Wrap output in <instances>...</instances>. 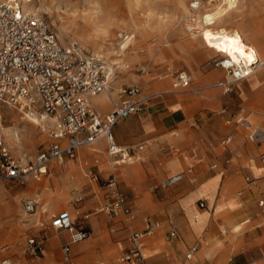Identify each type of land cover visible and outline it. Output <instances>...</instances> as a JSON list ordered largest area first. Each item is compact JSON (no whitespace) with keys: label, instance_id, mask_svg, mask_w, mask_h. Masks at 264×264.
<instances>
[{"label":"crops","instance_id":"1","mask_svg":"<svg viewBox=\"0 0 264 264\" xmlns=\"http://www.w3.org/2000/svg\"><path fill=\"white\" fill-rule=\"evenodd\" d=\"M180 44L168 57L167 53H155L150 72L121 83L118 80L107 88L106 95L101 93L91 100L92 109L104 118L115 103L125 99L127 88L122 89V83L141 86V96L146 99L143 110L113 128L116 143L130 149V162L112 167L108 143L101 139L80 147L74 159L53 161L39 179L9 180L25 186L11 201L5 198L10 190L0 183L4 200V205L0 204V264L7 258L11 264H75L90 250L105 246L114 249L113 264H134L122 258L131 248L129 238L135 231L145 233L143 253L149 264H186L195 257L190 264H256L260 260L264 255V207L259 205L264 197V139L251 140V132L237 120L243 117L253 128L264 131V71L258 70L237 83L232 94H225L213 84L224 81L227 71L222 67L206 71L200 66L205 59L219 55L204 54L202 49L195 52L185 47L186 42ZM185 54L193 57L192 66L183 59ZM181 60L187 68L181 71L193 73L194 69L206 77L205 82L193 81L197 89L174 87L175 73L166 65L176 66ZM20 119L26 120L24 116ZM30 131H20L21 139L32 143L25 147L26 160L27 156L36 157L43 142L40 132ZM111 173L118 178L132 219L102 210L107 196L103 185ZM177 174H183V180L167 187L166 180ZM26 197L37 203L35 213L25 212L22 201ZM201 201H205L204 207ZM62 211L70 213L77 231L89 233L88 239L73 242L68 231L51 226ZM199 218H205V224L197 234L192 224ZM212 219H223L225 224L226 236L221 242L209 232L202 237ZM153 222L160 226L148 233ZM242 222V232L234 233L232 225ZM174 230L176 236L172 238ZM167 231L168 240L145 253L146 241L160 239ZM31 237L43 240L39 254L28 243ZM196 239L200 243H193ZM202 240L211 247L224 244L211 258L206 256ZM149 252L154 253L151 258L146 256Z\"/></svg>","mask_w":264,"mask_h":264},{"label":"built area","instance_id":"2","mask_svg":"<svg viewBox=\"0 0 264 264\" xmlns=\"http://www.w3.org/2000/svg\"><path fill=\"white\" fill-rule=\"evenodd\" d=\"M259 64L236 63L230 59L214 62L215 67L224 68L230 76L216 86L225 94H232L236 84L255 73ZM141 71L145 73V69ZM174 77L176 88L189 89L194 81L193 75L187 71H178ZM107 88L108 69L104 60L85 57L75 44L64 46L45 18L33 16L14 1H0V105L11 107L29 120H55V125L46 131L49 144L27 163L15 158L4 137L0 136V181L39 179L48 172V165L53 161L74 159L80 147L101 139L108 143V154L114 162L112 167L130 162L133 158L130 149L116 143L113 128L120 120L140 113L146 99L142 98L139 85H131L125 90V99L115 103L103 118L92 109L91 97ZM237 123L251 132V140L264 139V131L253 128L249 120L240 117ZM182 180L183 174H177L168 178L165 185L174 186ZM191 181L196 183L197 179L192 177ZM103 186L107 196L102 210L114 217L132 219V211L120 191L117 176L111 173ZM259 205L264 207V197ZM200 206L204 207V202L201 201ZM23 208L26 213H35L37 203L26 200ZM51 226L68 231L73 242L89 237L88 232L76 230L68 211L56 215ZM159 226L158 222L150 223L148 233ZM144 236L145 233L139 231L130 235L131 248L123 261L149 264L143 253ZM170 236L175 237L176 231ZM28 243L40 253L42 239L31 237ZM1 264H11V261L7 258Z\"/></svg>","mask_w":264,"mask_h":264},{"label":"rangeland","instance_id":"3","mask_svg":"<svg viewBox=\"0 0 264 264\" xmlns=\"http://www.w3.org/2000/svg\"><path fill=\"white\" fill-rule=\"evenodd\" d=\"M0 1H5V0H0ZM190 1L191 0H187V4H189ZM203 1L208 2V0H203ZM263 3L264 0H240L239 9L237 11L232 12L230 14L231 17L229 16L227 21L223 22L218 28L234 29V28L243 27L247 33H253L254 35H256V40L253 41V44L256 46L258 41H264ZM32 4L39 13L38 16L36 17L45 18L50 23L52 29L57 34L59 30L61 29L64 30L68 38H67V43L63 42L59 38L63 44L65 45L75 44L80 49H82L83 54L87 56H89L90 54L93 55V53L92 51H90L92 49H88V50L84 49L82 46V42L79 39V35L81 32L80 28L83 24H88L89 22L98 19L106 20L108 17L111 16L116 22L124 26L118 28L119 30L117 29V32L115 34V40L118 43L124 40L125 35L127 36L130 35L132 30L129 27L132 24H138L140 27H142V29L139 30L140 33L136 34V41L134 43V46L131 47V50H128L126 52L128 55H132V56L134 55V60L127 62L126 65H128V67H124L123 71L116 74L115 76L114 81L117 82L118 80H121L120 83L126 81L127 78L130 77L129 74H132L131 76L133 77L143 75L141 71L142 69H145L146 73L150 72L149 63L150 60H153L155 53L157 52L167 53V57H168L171 49L177 47L178 45H181L180 43L184 44L185 42H187L188 39L190 38L189 32L187 30L181 31V28L183 26H185L186 24H190L194 28H196L193 30V32L199 30L197 25L198 18L194 14L185 15L184 12L180 11L178 7V0H32ZM204 48H202L201 50V52L204 54L215 53L211 49L208 48L204 49ZM175 52H178V50H176ZM216 54L217 53H215V55ZM182 57L185 61L188 62L189 65L192 66L193 61L189 57L186 56H182ZM220 59H221L220 55L216 56V58L205 59L200 63V66L203 70L208 71L214 68L215 67L214 62ZM166 69L169 70L170 73H176L178 71H181V69L186 70L187 68L183 60H181V62H177L176 66L172 65L171 63L167 64ZM259 71H262V69ZM192 72L193 73L191 74H194V69H192ZM134 84L137 83L127 84L126 82H124L121 85H123L122 89H126ZM216 85H217V81L213 84V87H215ZM119 89H121V86ZM191 89H197V87H195L192 84V86H190V89L188 90ZM198 90L201 91L202 89H198ZM97 105L98 107H101L100 103H97ZM13 110L14 109H12L7 105H0V111L4 114L3 119H1L4 126L14 125V123L12 122L13 116L18 120L19 124L24 126L31 125L30 122L26 120H21L20 118L22 115H20L18 112ZM11 111H13L14 113L11 114ZM26 132L30 133L31 131L30 129L23 130V133ZM41 135L43 136L42 137L43 142L39 145L40 150L46 147L50 142L49 136L46 132H42ZM20 144L22 147L21 148L22 153H25L24 152L25 147H29L30 145H32L30 139L27 140L25 138L21 139ZM11 152L12 154H14L12 150ZM13 156L17 158L15 154ZM34 158L35 155L33 157L27 156V162L33 161ZM109 160L113 161L111 157L109 158ZM51 174L54 175V173L52 172ZM49 177L44 178L43 181H46ZM23 181L24 179L22 180V182ZM0 183L4 188L10 190V193L5 197L9 201H11L14 198V196H17V194L25 187L20 184L21 182L19 183L9 180L4 182L0 181ZM23 199L24 200L22 202H24L26 199L30 200L33 198L26 197ZM202 202H204V206H205V201ZM0 204L2 206L4 205V200H2L1 196H0ZM60 210L54 213H58ZM188 213H190V211ZM150 218L156 219L155 217H150ZM204 224H205V218H199L197 222L192 224L197 234L200 233V230L203 228ZM216 227L217 229L215 230ZM224 228H225V224L223 222V219H218V220L212 219L210 223H208V226L206 227L204 232L202 233V237H205L206 233L209 232L213 234L214 238H216L219 242H221V240L225 239L226 236L223 233ZM168 231L162 234L160 238L161 240L158 238H154L152 240L148 239L146 241L145 253H147V250H149L150 247L151 249H158L157 245L162 244V240L163 242L167 241L169 236ZM170 240H176V239H170ZM204 241L205 240L201 241L202 246H204L205 244ZM25 243H26V237H25ZM193 243L197 244L200 243V241L199 239H196ZM193 243L191 245H193ZM223 244L224 243H220L217 246H213V247L210 246V248H212L211 258L214 255V250L215 249L218 250V248H221ZM96 251H98L97 254H99L101 248L97 249ZM153 255L154 253L151 252H149V254H146V256L149 258H151ZM194 262L195 261H193V263ZM76 263L77 261L75 262V264ZM256 264H264V255L260 258V260Z\"/></svg>","mask_w":264,"mask_h":264},{"label":"bare ground","instance_id":"4","mask_svg":"<svg viewBox=\"0 0 264 264\" xmlns=\"http://www.w3.org/2000/svg\"><path fill=\"white\" fill-rule=\"evenodd\" d=\"M8 1H14L15 3L19 4L24 10L31 13L35 17L38 16L39 14L37 9L33 6L32 0H8ZM239 1L240 0H220L219 2V0H208V2H204L203 0H194V1L191 0L189 4H187V0H178V7L180 11L184 12L185 15L194 14L198 18V22H197L199 28L198 31L193 32V30L196 28H194L190 24H186L181 28V31L187 30L189 32L190 38L186 42L185 47L190 48L195 52H198L199 49L205 47L219 54L221 56L220 60L230 59V61L236 63L237 61L238 62L244 61L245 63L250 64L248 60L245 58V56L241 55L239 51H236L237 45L230 39H226V38H231L233 36H238V39L242 40L243 42L240 45V48L242 50L244 51H248L252 49L255 50V60L251 64H254L255 62H257L258 64L260 63L258 65L257 71L262 69L261 72H263L264 71V41H258L256 47L253 44V41L256 40V35H254L253 33H247L243 27L234 28V29L218 28L223 22L227 21V19L229 18L232 12L237 11L239 9ZM194 4L196 5L195 7H193ZM122 26H123L122 24L116 22L110 16L106 20L98 19L89 22L88 24H83L80 28L81 32L79 35V39L82 42V46L84 49L87 50L92 49L90 51H92L93 55L92 54H90L89 56L84 55L81 49L82 54L88 58H99L107 62L108 89H110V87H112L116 83L114 81L116 74L122 72L124 67H128V65H126L127 62L134 60V55L133 56L128 55L126 52L128 50H131V47L134 46V43L136 41V34L140 33L139 30L142 29V27H140L138 24H132L129 27L132 30L130 35L128 36L125 35L124 40L118 43L115 40V34L117 32V29ZM205 33H209L210 35H208V37L205 38ZM57 35L58 38H60L63 42L67 43L68 36L66 35L63 29L59 30ZM63 45L68 46V44L67 45L63 44ZM226 47L229 49L228 52L223 51V49ZM185 56L189 57L191 60L193 58L190 54H185ZM129 75L130 77H133L131 76L132 74ZM192 75L194 77V82L206 81V77L202 73L197 72L196 70H194V74ZM130 77H128L127 79H129ZM226 79H230V76L228 74L226 75ZM102 94L106 95V91H104ZM92 99L93 97H91V100ZM13 111H11V113H14ZM3 116L4 114L0 111V119ZM24 118L27 121L31 122L30 126H24L19 124L18 120L13 116L12 122L14 123V125L4 126V124L2 123L0 125L1 126L0 135L3 134L2 136H4L5 141L7 142L8 146L13 151L17 159H20L23 163H27L25 154L20 151L21 148L20 131H23V129L27 128L37 133L46 132L49 127H53L55 125V120L48 119L41 121L38 119L29 120L26 117ZM112 165H114L113 161H112ZM38 187L39 186H36V188ZM244 223L245 222L235 224L234 226H232L231 230L234 233H241L243 230ZM204 242L205 244L203 248L205 249V254L206 256L211 257L212 248L208 246L207 241ZM90 251L91 252H89L87 255H84L79 260H77L76 264H92L91 263L92 261L94 262L103 261L104 264H113V259L115 258L113 247L105 246L101 249V251H99V254H97L98 251L96 250H90ZM55 257H59V255H56ZM61 258L62 256L60 257V259ZM190 263L193 262H189L186 264H190Z\"/></svg>","mask_w":264,"mask_h":264},{"label":"snow or ice","instance_id":"5","mask_svg":"<svg viewBox=\"0 0 264 264\" xmlns=\"http://www.w3.org/2000/svg\"><path fill=\"white\" fill-rule=\"evenodd\" d=\"M196 5L194 4L193 7H195ZM208 35H210L209 33H205V38L208 37ZM226 39H230L231 41H233L236 45H237V49L236 51H239L241 55L245 56V58L248 60V62L251 64L254 60H255V50H248V51H244L240 48V45L243 43L242 40L238 39V36H233L231 38H226ZM223 51L228 52L229 49L226 47L223 49ZM238 62V61H237Z\"/></svg>","mask_w":264,"mask_h":264}]
</instances>
